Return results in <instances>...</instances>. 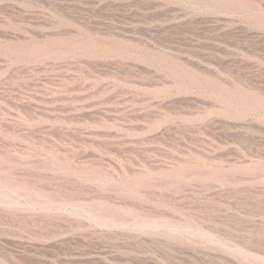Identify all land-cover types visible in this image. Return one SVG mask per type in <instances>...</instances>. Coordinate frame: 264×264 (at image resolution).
<instances>
[{
    "label": "rangeland",
    "instance_id": "rangeland-1",
    "mask_svg": "<svg viewBox=\"0 0 264 264\" xmlns=\"http://www.w3.org/2000/svg\"><path fill=\"white\" fill-rule=\"evenodd\" d=\"M0 264H264V0H0Z\"/></svg>",
    "mask_w": 264,
    "mask_h": 264
}]
</instances>
